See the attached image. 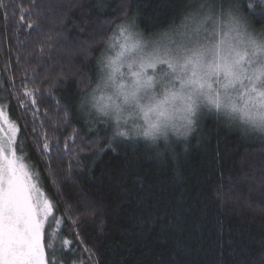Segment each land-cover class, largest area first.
Returning <instances> with one entry per match:
<instances>
[{
	"label": "trees",
	"instance_id": "1",
	"mask_svg": "<svg viewBox=\"0 0 264 264\" xmlns=\"http://www.w3.org/2000/svg\"><path fill=\"white\" fill-rule=\"evenodd\" d=\"M227 1L240 9L253 34L264 33V0ZM13 2L30 4L4 0ZM62 2L66 16L56 30L63 36L53 33L47 51L56 60L54 73L66 78L50 90V98L36 94L35 120L17 97L24 83L28 90L48 88L42 83L47 73L29 79L33 69L42 72L27 55L33 47L38 51L37 38L21 44L29 30L18 23L19 12L12 18L8 9L6 18L0 7V102L20 129L18 140L26 141L45 193L58 202L60 228L75 248L66 250L65 264H264V135H244L237 125L209 115L186 141L173 138L159 155L141 137H118L112 151L105 145L113 124L86 123L76 111L81 96L90 95L99 81L98 60L107 55L118 24L134 20V31L156 37L183 25L197 3L218 11L225 0H103L101 7L97 0ZM65 108L72 124H57ZM33 123L50 136L56 130L61 141L50 169L37 151ZM74 128L79 135L69 141L73 154L65 155L63 141Z\"/></svg>",
	"mask_w": 264,
	"mask_h": 264
},
{
	"label": "snow or ice",
	"instance_id": "2",
	"mask_svg": "<svg viewBox=\"0 0 264 264\" xmlns=\"http://www.w3.org/2000/svg\"><path fill=\"white\" fill-rule=\"evenodd\" d=\"M102 5L103 0H97V6ZM0 7L6 9V18L8 9L12 18L19 12L18 23L29 30L27 42L20 41L21 44L27 47L33 43L31 36L37 38L38 51L33 47L27 55L34 58L42 72L33 69L34 75L29 79H39L47 73L42 83L47 82L48 88L28 90L24 83L23 95L17 97L25 114L31 111L35 120L40 111L36 94L43 100L47 92L50 98V90L66 78L54 73L56 60L47 51L53 46V33L57 38L63 36L62 31L56 30V24L58 21L62 24L66 16L62 11L64 4L62 0H30L25 7L22 3L6 4L0 0ZM214 7H210L209 14L195 29L178 32L184 37L180 41L172 40L168 32L162 33L160 40L148 41L133 30L134 20L126 19L116 26L120 42L110 45L117 49L115 55L103 54L99 58L104 74L90 96L85 92L76 107L78 116L86 123L114 122V133L105 147L115 151L113 144L118 137L131 140L158 133L177 114L187 126L195 128L203 116L215 115L229 126L240 127L244 135L254 132L255 125L249 121L264 109V41L259 38L264 33L257 36L249 31L246 17L235 4L227 8L221 5L218 16L212 10ZM214 16L217 19L213 20ZM209 20H213L214 27L204 38L206 42H201L200 30ZM56 107H60V101H56ZM44 115H48L47 110ZM133 115H142L143 124L122 128L121 121L127 124ZM0 122L8 126L7 138L0 137V264H65L66 250L74 252L75 248L73 240L66 238L60 228L63 220L57 215L58 202L45 193L43 178L30 163L26 141L23 137L18 140L20 129L9 119L3 105H0ZM56 123L72 124L67 108ZM44 126L42 122L41 128ZM32 132L36 133L37 151L50 169L51 161L61 149L56 130L50 136L46 131L37 132L33 123ZM78 135L74 128L63 141L65 155L73 154L69 151V141L74 142ZM104 150L99 148V153ZM56 183L53 178V186Z\"/></svg>",
	"mask_w": 264,
	"mask_h": 264
},
{
	"label": "rangeland",
	"instance_id": "3",
	"mask_svg": "<svg viewBox=\"0 0 264 264\" xmlns=\"http://www.w3.org/2000/svg\"><path fill=\"white\" fill-rule=\"evenodd\" d=\"M231 4L229 1L225 0L223 6L225 8H227V6ZM209 10H210V7H207L206 5H202L201 3H197V5L195 7H191L190 10H188V13H187V16H186V20L183 22V25L187 24L188 25V28H184L182 27L183 25L179 26L178 29L176 30H169L167 31L169 33V35L171 36L172 40L174 41H180V40H183L184 37L181 36V35H178L177 33L178 32H190L191 29H195L197 27V25L199 24V22L203 19L204 16L208 15L209 14ZM221 10H216L214 11L217 16L219 14ZM217 16H214L213 17V20L217 19ZM213 20H209L207 21L205 24H204V28H202L200 30V33H199V39L201 40V42H206L204 40L205 37L209 36L210 33H211V30L213 29L214 27V24H213ZM205 29H207L208 31H205ZM248 30L251 31L249 29V25H248ZM165 33V32H164ZM258 36V35H257ZM144 37V36H143ZM146 40L148 41H155V40H160L161 39V34L156 36V37H144ZM195 38V37H193ZM216 39H219V36L216 37ZM120 42V38H119V35H118V30L115 31V36H114V41H112V44H118ZM163 42L165 43H168L167 40H164ZM112 44H109L108 48H107V55H115V51L117 50L116 48H113V47H110V45ZM174 46V45H173ZM126 71V69H125ZM104 73L101 72L100 70V75H99V79L100 80V77L103 75ZM126 79H130L129 77H125ZM99 82V81H98ZM157 91H159V89H157ZM108 93L110 94L111 93V90L109 89L108 90ZM91 94V93H90ZM96 95L99 96L100 95V92L97 91L96 92ZM90 96V95H89ZM0 105H3L2 102H0ZM4 106V105H3ZM5 107V106H4ZM5 111H6V108H5ZM94 111V110H93ZM209 115H206V116H203L202 118H200L197 122V124L204 118V117H207ZM10 119V118H9ZM11 120V119H10ZM12 121V120H11ZM113 124L114 126V129H115V125H114V122L111 123ZM133 124H143V119H142V115L140 116H137V115H133L131 117L128 118V123L127 124H124L123 121H121V126L122 128H125V129H131ZM7 124H4L3 122H0V137L6 139L7 138V135H8V131H7Z\"/></svg>",
	"mask_w": 264,
	"mask_h": 264
},
{
	"label": "clouds",
	"instance_id": "4",
	"mask_svg": "<svg viewBox=\"0 0 264 264\" xmlns=\"http://www.w3.org/2000/svg\"><path fill=\"white\" fill-rule=\"evenodd\" d=\"M259 38L264 41V36H260ZM93 110L95 111V109ZM249 123L255 125L253 133L264 135V109H261L259 113H256ZM195 131V127L187 126V122L177 114L176 119L160 132L154 133L146 138L141 136V138L151 148L158 152H162L164 148H170L173 138L177 141H186ZM161 142H163V147L161 146Z\"/></svg>",
	"mask_w": 264,
	"mask_h": 264
}]
</instances>
